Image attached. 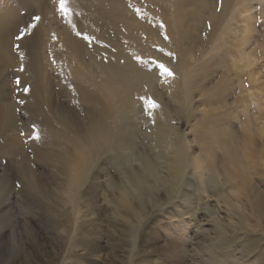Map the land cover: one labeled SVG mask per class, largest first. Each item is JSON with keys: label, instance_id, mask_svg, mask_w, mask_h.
Segmentation results:
<instances>
[{"label": "rangeland", "instance_id": "rangeland-1", "mask_svg": "<svg viewBox=\"0 0 264 264\" xmlns=\"http://www.w3.org/2000/svg\"><path fill=\"white\" fill-rule=\"evenodd\" d=\"M68 7L72 23L58 0H0L13 55L0 63V264H264V0ZM152 27L158 34L144 32ZM66 37L80 42L79 58ZM130 63L132 84L109 76ZM121 93L131 96L126 120ZM96 126L106 148L74 181ZM128 131L130 146L112 150ZM148 161L161 180L136 184L131 172L144 174Z\"/></svg>", "mask_w": 264, "mask_h": 264}, {"label": "bare ground", "instance_id": "bare-ground-1", "mask_svg": "<svg viewBox=\"0 0 264 264\" xmlns=\"http://www.w3.org/2000/svg\"><path fill=\"white\" fill-rule=\"evenodd\" d=\"M187 4V3H186ZM189 4H190V2H189ZM194 15V14H193ZM138 24L139 23H131V24H125L124 23V25H125V27H126V29L128 30V31H131V33H136V32H138V31H140V29H139V26H138ZM145 27V26H144ZM146 28V27H145ZM157 28L158 27H152V28H150L149 30H148V32L147 31H144V32H146L147 34H151L152 36H153V34L155 33V34H158V30H157ZM6 38V36H2L1 34H0V63H6V62H8V61H11L12 60V57H13V55H12V53H11V45L9 46V43H8V41L5 39ZM64 41L66 42V45H67V50H69V53L71 54V56H72V54H73V56H75V57H80L81 55V50H82V47L80 46V42L79 41H77L74 37H72V38H69V37H66L65 39H64ZM22 42V41H21ZM21 45H24V44H21ZM20 56V55H19ZM72 56V57H73ZM15 58V57H14ZM13 58V59H14ZM20 58V57H19ZM39 59V58H38ZM119 59V58H118ZM130 61L128 60L127 61V64L129 63ZM126 64V65H127ZM30 65V64H29ZM36 65V64H35ZM38 65H40V64H38ZM69 65V64H68ZM37 66V65H36ZM134 67V64L133 63H130L127 67L125 66L124 68H120V65H116V66H111L110 67V70H108V74H109V76H112L115 80H117V81H119V82H121V81H130L131 82V84H132V81H133V79H135V78H137V74H136V72L138 71H136V69H134L133 68ZM40 67L38 66V69H39ZM91 68V67H90ZM104 74H105V76H107V71H104ZM145 75V74H144ZM107 78H108V76H107ZM32 79H34L33 78V75H32ZM30 80H31V78H30ZM113 80V79H112ZM33 82L32 83H34V80H32ZM99 82V81H98ZM136 82V81H135ZM100 83V82H99ZM105 83V82H104ZM134 83V82H133ZM137 83V82H136ZM110 84V83H109ZM148 84H150V83H148ZM147 84V85H148ZM36 85V84H35ZM91 85V84H90ZM103 85H105V84H103ZM115 85V84H114ZM95 86V85H94ZM101 86V85H100ZM112 87V86H111ZM116 87V86H115ZM129 88V87H128ZM37 89V88H36ZM115 89V88H114ZM113 89V90H114ZM118 90V89H117ZM38 91V90H37ZM78 92V91H77ZM84 92V91H83ZM99 94V93H98ZM101 94V93H100ZM130 94V93H129ZM97 95V94H96ZM35 99V98H34ZM39 99V98H38ZM97 100V99H96ZM115 100V99H114ZM129 100H131V96L129 95V97L127 96V95H123V93H121V95L119 96V98H118V104L119 105H121V107L123 106L124 108V110H123V112H122V118L123 119H127L126 117H127V114L126 113H128L129 111H131V108H130V110L128 111V101ZM161 100V99H160ZM95 103V102H94ZM130 103H132L131 101H130ZM36 104V106L37 105H39V106H43L42 104H43V100H40L39 99V101L37 100V102L35 103ZM96 104V103H95ZM99 104V103H98ZM101 104V103H100ZM104 104V103H103ZM105 105V104H104ZM103 107V106H102ZM125 109L128 111V112H126L125 111ZM99 110V109H98ZM101 110V109H100ZM122 119V120H123ZM119 120V119H118ZM129 120V119H128ZM95 124V123H94ZM95 126V125H94ZM99 127H101V126H96L95 128V130L91 127V128H88V129H86V136L88 137V146L89 147H91L92 148V150H91V154H92V156H88V157H84L85 156V153H83V152H81L84 156H79V157H77L76 158V162L72 165L73 167L72 168H74V175H73V178H74V181H77V180H79V178H82V176L85 174L84 172H85V169H86V166L88 167V165L87 164H89V163H92V162H95L94 160H95V151L98 149V148H100L102 145H100L99 143H98V141H97V133L100 131V129H99ZM103 129V128H102ZM134 130L132 129V132H133ZM129 131L125 134V132L123 133H119V134H117L115 137H114V140H113V143H112V145H111V147H112V150L113 149H123L126 145H129L130 146V139H129ZM205 135V134H204ZM207 136V135H206ZM155 140V139H154ZM213 142H215V144L216 143H218L216 140L214 141L213 140ZM225 143V142H224ZM74 144H75V146H79L80 145V143H79V141H77V140H75L74 141ZM176 145V144H175ZM207 145V144H206ZM225 148H226V150H228L229 151V158H228V162H229V165H234L235 163H236V157H235V155H234V149L232 148V147H230L227 143H225ZM217 146H218V144H217ZM104 146H102V148H103ZM213 147H215L214 145H212V144H209L208 143V145H207V147L205 148V151H206V157H207V163H208V165L212 162V161H209V160H212V154H213V152L215 151L214 150V148ZM82 148H83V146H82ZM104 148H106V147H104ZM108 148H109V146H108ZM84 150H86V149H84ZM71 151V150H70ZM82 151V150H81ZM118 151V150H117ZM73 152V151H72ZM105 152V151H104ZM74 155V154H73ZM76 155V154H75ZM172 155V154H171ZM215 155V154H214ZM70 157H72V154L71 155H69ZM216 156V155H215ZM213 158H214V156H213ZM216 158H217V156H216ZM216 159H214V161H215ZM181 162V161H180ZM231 163V164H230ZM146 164V163H145ZM149 164V165H148ZM148 164L145 166V171L147 172V174H145L146 172H143L144 174H136V173H134V172H131V176H132V180L136 183V184H141L142 182H144V180H145V182H146V175L147 176H150V177H153L154 178V180L156 181V180H161V176H159V174L160 173H158L157 171H155L151 166H150V162L148 161ZM168 164V163H167ZM171 164V163H170ZM213 164H215V163H213ZM212 164V165H213ZM239 164V163H238ZM90 165V164H89ZM93 165V164H92ZM152 165V164H151ZM70 166H71V164H70ZM155 167V166H154ZM157 167V166H156ZM209 167H210V165H209ZM211 169V174L213 175V177L214 178H216V176L218 175V171H217V169L215 170L214 168H212V167H210ZM216 168V167H215ZM209 169V168H208ZM71 170V169H70ZM69 170V171H70ZM71 172V171H70ZM87 173V172H86ZM88 174V173H87ZM86 175V174H85ZM161 175V174H160ZM173 177V176H172ZM164 179V178H163ZM173 179V178H172ZM72 180V179H71ZM167 180H169V179H167ZM80 181H81V179H80ZM78 182L79 184L81 183V182ZM158 181V182H159ZM171 182V181H170ZM160 183H162V182H160ZM167 183V182H166ZM76 184V183H75ZM78 184V185H79ZM175 184V183H174ZM157 185V184H156ZM168 185V184H167ZM126 187V186H125ZM173 187V186H172ZM168 190V189H167ZM122 191H123V194H122V200L124 201V202H128V199H129V197H130V193L129 192H127L125 189H123L122 188ZM120 202V201H119ZM8 264V263H7Z\"/></svg>", "mask_w": 264, "mask_h": 264}, {"label": "snow or ice", "instance_id": "snow-or-ice-1", "mask_svg": "<svg viewBox=\"0 0 264 264\" xmlns=\"http://www.w3.org/2000/svg\"><path fill=\"white\" fill-rule=\"evenodd\" d=\"M72 11L73 10L68 7V0H58V12H59V14H60V16L62 18L68 19L69 23H72L71 15H70L72 13ZM40 20H41L40 16H38V15L35 16L33 18V22L30 23L27 27L21 29L19 35H17L15 37V39L16 40H21L22 38H24L25 35L30 34L33 29L37 28L38 23L40 22ZM73 27L75 28L74 24H73ZM77 35H81V33L77 32ZM52 37H53V39L56 38L55 33L52 34ZM84 38L85 39H89V40L91 39V37H88L87 35H85ZM15 47H16L17 51H19V47H20L19 44H16ZM20 57H21V59H23V57H24V54L22 52L20 53ZM160 67L164 68L165 73H167L168 75H173L171 70L168 69L167 67H165L164 65H160ZM20 71H23V66H21ZM15 83L17 85L20 84L19 78L16 79ZM23 91L24 92H28L29 91V87H24ZM23 102L24 101H20V103H23ZM149 106H150V108L159 107V105L154 100L149 101Z\"/></svg>", "mask_w": 264, "mask_h": 264}]
</instances>
